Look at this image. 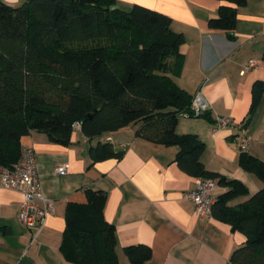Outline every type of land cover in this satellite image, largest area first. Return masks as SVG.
I'll return each mask as SVG.
<instances>
[{
  "label": "trees",
  "instance_id": "trees-1",
  "mask_svg": "<svg viewBox=\"0 0 264 264\" xmlns=\"http://www.w3.org/2000/svg\"><path fill=\"white\" fill-rule=\"evenodd\" d=\"M217 1L226 4L208 28L234 40L236 9L246 0ZM114 5L115 0H27L12 7L0 0V167L15 165L20 140L31 131L68 146L74 122L88 139L141 123L138 138L178 147L175 162L182 171L216 179L226 189L211 216L245 237L231 264H264V163L248 153L238 157V166L262 183L251 196L241 181L205 169L204 144L194 135L176 133L179 116L189 112L192 100L170 78L182 66L184 36L173 32L161 13L139 5L110 10ZM263 94L264 83L255 81L250 115ZM206 113L201 116L207 118ZM89 156L94 164L120 159L122 153L99 143ZM246 196L245 202L229 205ZM104 204L105 194L91 190L85 204H67L60 247L67 262L119 264L116 229L104 220ZM122 251L129 264L152 257L146 245Z\"/></svg>",
  "mask_w": 264,
  "mask_h": 264
},
{
  "label": "crops",
  "instance_id": "crops-1",
  "mask_svg": "<svg viewBox=\"0 0 264 264\" xmlns=\"http://www.w3.org/2000/svg\"><path fill=\"white\" fill-rule=\"evenodd\" d=\"M16 7L27 0H1ZM117 9L129 11L139 5L167 16L173 32L185 43L179 52L180 70L172 81L192 97L200 91L208 104L207 118H179L178 135H194L205 146L200 157L205 169L245 184L249 196L262 183L237 164L238 126L245 124L250 137L248 154L264 163V94L250 115L251 88L264 83V0H246L236 9V26L226 33L208 28L226 3L217 0H115ZM256 65L241 74L248 61ZM226 117L232 126L215 129V120ZM141 123L115 133L86 138L81 129L72 130L70 144L61 146L44 133L31 131L20 140L36 154L37 169L45 198L52 201L54 214L34 242L18 222L22 195L0 185V264H72L61 252L67 204H85L86 191L105 194L104 220L115 226L119 264H129L123 248L146 245L152 257L145 264H231L230 256L245 237L212 216L196 218L193 205L184 195L200 178L182 171L175 162L176 146L153 144L136 136ZM109 143L120 159L92 164L89 149ZM66 167L64 175L55 174ZM226 191L216 185L214 201ZM249 196L229 203L235 206Z\"/></svg>",
  "mask_w": 264,
  "mask_h": 264
},
{
  "label": "built area",
  "instance_id": "built-area-1",
  "mask_svg": "<svg viewBox=\"0 0 264 264\" xmlns=\"http://www.w3.org/2000/svg\"><path fill=\"white\" fill-rule=\"evenodd\" d=\"M253 60L247 62L241 74H245L254 68ZM208 104L200 91L192 97L189 112L181 113L179 117H200L207 112ZM232 121L226 117H218L215 120V129H224L232 126ZM80 123L74 122L72 130H79ZM238 149L240 153H247L250 137L243 125L238 126ZM55 174L64 175L66 167H57ZM0 185L6 189L14 190L22 195V203L18 214V222L30 232L34 242L45 226L46 218L54 214L52 201L45 198L37 169L35 150L30 145H21L18 161L11 169L0 167ZM217 185L216 179L200 178L193 190L187 192L184 198L193 205V214L196 218L211 216L214 204L212 192Z\"/></svg>",
  "mask_w": 264,
  "mask_h": 264
},
{
  "label": "water",
  "instance_id": "water-1",
  "mask_svg": "<svg viewBox=\"0 0 264 264\" xmlns=\"http://www.w3.org/2000/svg\"><path fill=\"white\" fill-rule=\"evenodd\" d=\"M109 9H110V10H116V9H117V6H116V5L111 6Z\"/></svg>",
  "mask_w": 264,
  "mask_h": 264
}]
</instances>
